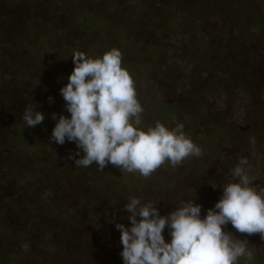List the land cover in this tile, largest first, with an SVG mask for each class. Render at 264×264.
Listing matches in <instances>:
<instances>
[{
    "label": "rangeland",
    "instance_id": "1",
    "mask_svg": "<svg viewBox=\"0 0 264 264\" xmlns=\"http://www.w3.org/2000/svg\"><path fill=\"white\" fill-rule=\"evenodd\" d=\"M123 1L0 0V264H85L87 247L96 264H123L115 224L130 226L129 197L157 203L161 215L195 199L203 216L240 159L253 186L264 187L263 89L234 66L249 46L264 63V32H253V18L264 22V0H235L239 10L220 0L204 38L156 12L139 17L162 0ZM111 48L134 79L142 127L182 124L200 156L165 162L144 178L111 164L76 167L75 143L50 140L53 113L70 115L60 89L74 69L71 56ZM27 106L45 114L42 124L25 127ZM225 230L248 242L251 259L240 264H264L260 234ZM164 235L170 241L167 228Z\"/></svg>",
    "mask_w": 264,
    "mask_h": 264
},
{
    "label": "clouds",
    "instance_id": "2",
    "mask_svg": "<svg viewBox=\"0 0 264 264\" xmlns=\"http://www.w3.org/2000/svg\"><path fill=\"white\" fill-rule=\"evenodd\" d=\"M71 57L74 69L60 89L70 115L53 113L56 123L50 140L58 145L75 143L77 152L69 158L76 167L95 162L102 171L111 164L122 173L148 178L165 162L175 167L201 155L182 124L169 128L156 122L142 127L144 109L118 48L95 58L84 52ZM53 100L49 97L50 103ZM44 119L45 114L33 106L22 114L25 127L34 128ZM246 164L239 160L221 186V198L203 216L195 199L181 201L161 215L157 203L129 197L124 211L130 226L115 224L123 264H240L241 259H251L247 240L225 230L231 224L239 233H258L264 239V187L253 186ZM166 228L170 241L165 239Z\"/></svg>",
    "mask_w": 264,
    "mask_h": 264
},
{
    "label": "trees",
    "instance_id": "3",
    "mask_svg": "<svg viewBox=\"0 0 264 264\" xmlns=\"http://www.w3.org/2000/svg\"><path fill=\"white\" fill-rule=\"evenodd\" d=\"M147 1V0H144ZM209 0H162L159 3H156L155 6L153 5L152 7H149L148 9H143V12L138 11L139 17H148L151 16L152 14H161L165 15L170 22H173L177 20V22H180L187 27V29H191L194 32H198L201 34V36L204 38V34L212 30L210 26L211 20L209 19L210 14L214 15L215 10H219L221 5H223V1L220 0H215L211 3L207 2ZM119 4L124 3L125 1L119 0ZM169 2V3H167ZM228 2V1H227ZM154 4V2H149ZM204 3V5H203ZM124 6V4H122ZM232 9L234 10H239L241 8L238 7L237 4H235V0L232 4ZM222 8V7H221ZM149 10V11H147ZM141 15V16H140ZM235 19V18H234ZM200 22V24H198ZM253 23L256 25L254 26L253 32H255L256 35H259L260 30L264 32V22H260L257 19L253 18ZM230 27V26H229ZM243 27V26H242ZM197 35V34H196ZM242 35V34H241ZM262 35V34H260ZM243 36V35H242ZM241 36V37H242ZM262 38V37H261ZM200 42V39H198ZM258 41V39H256ZM255 41V42H256ZM207 42V41H206ZM246 42V41H245ZM243 42L241 45L243 47L242 49L248 47L252 42L254 41H247L246 44ZM250 42V43H248ZM253 49H251V46L246 50L244 54H241L239 57H237L236 61L234 62V66L236 68H240L243 73L240 75L241 78H249V81L251 85L255 87V91L257 89L262 88V92L264 94V63L259 56L261 53H257L253 55ZM264 53V52H262ZM260 58V59H258ZM263 63V64H262ZM71 71H68L67 75L69 76ZM252 79V80H250ZM243 80V79H241ZM243 82H248V81H243ZM253 87V88H254ZM166 108V107H165ZM258 108H261L262 111L264 112V106L263 105H258ZM168 110V109H166ZM88 256L84 260H87L85 264H96L97 260L96 255H94L95 251L92 249V247H87V252ZM82 258H84L83 254L81 255ZM80 260V259H78Z\"/></svg>",
    "mask_w": 264,
    "mask_h": 264
}]
</instances>
